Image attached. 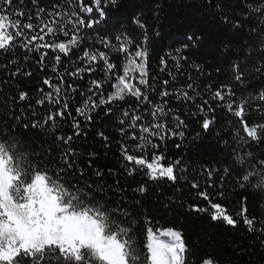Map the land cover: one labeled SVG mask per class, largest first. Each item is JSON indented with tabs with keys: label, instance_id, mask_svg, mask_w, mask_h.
<instances>
[{
	"label": "trees",
	"instance_id": "16d2710c",
	"mask_svg": "<svg viewBox=\"0 0 264 264\" xmlns=\"http://www.w3.org/2000/svg\"><path fill=\"white\" fill-rule=\"evenodd\" d=\"M53 2L62 0H38V6L51 10L50 5ZM261 2L264 0H115V3L102 0L101 10L104 16L101 18L94 0H86V3L94 8V12L85 13L83 16L98 19L99 23L91 29L83 28L79 33H73L69 25L68 36L58 32L55 37L45 38L48 43H67L73 34H77L81 39L76 45L70 46L68 55L47 49L43 50L48 52L47 57L40 62V53H26L19 47L8 54V59L17 60L21 74L7 84L0 83V88L3 89L0 102L4 100L5 95L18 98L19 91H25L29 94L28 99L19 102L17 111L22 108L30 119L42 120L48 111L54 110V106L50 107L47 103L43 106L35 103L36 99L41 97L39 89L50 91L48 86L43 84V80L51 78L53 82L59 83L63 78L60 95L68 99L69 109L64 119L56 120L55 134L73 136L78 165L85 171L82 179L91 180L93 183L103 182L109 189V204L115 207L119 202L122 208L131 212L132 216L128 219L135 218L137 221V239L142 250L146 251L144 245L148 227H152L157 234L161 230L173 228L182 232L190 250L189 264H201L202 259L206 257L211 258L214 264H264V247L261 246L258 234L247 230L242 222L237 227H231L220 221H212L210 204L198 195L199 191H206L212 202L225 206L228 213L237 219L239 217H235V213L246 203L251 215L257 218L254 228H259V220L264 219V192L252 191L251 187L241 188L235 172L230 175L223 172L224 168L231 165V157L224 141H229V147L237 148L240 147L236 144L237 135L250 141L243 132L240 118L228 111V100L235 101V110L242 99L264 91V72L255 71L261 63L258 57L264 56V53L258 51L262 42L255 30L264 25V18L255 14L249 18L251 9ZM21 9L25 12L22 18L24 22H27L29 12L34 17L33 23L36 22V7L32 5L31 0H23V3L21 0H13L12 7L8 9V12L12 13V19L17 18L15 12ZM140 24L144 27L141 28ZM117 36L122 39L116 40ZM188 37L192 39L189 40ZM105 38L116 47L130 38L133 43L129 46V54L134 55L137 46L146 52L147 78L152 88L141 86L142 90L148 92L152 104H161L166 100L165 107L170 109V115L184 121V125L179 129L184 132L183 137L168 135L163 140L153 137V143L158 145L156 149L132 153L146 156L149 162L153 154L163 155L165 160L161 163L165 165L181 160V166L186 167L187 172L175 183L167 180L151 181L145 174L146 168L142 172L129 175L125 167L127 162L121 154V144H126L131 149L139 140L128 139L132 129L127 126L125 131L128 135H121L120 119L125 110L130 114L134 110L140 114L139 110L146 106L142 100L138 101L126 94L123 100H115L91 111V120L87 122L76 112V108L82 106L81 93L85 99L89 95L90 81L104 79L102 62L93 64L95 72L86 71L79 76L69 75L78 66L86 67V58L82 59L84 50L107 51L110 62L116 65L113 79L105 83V98L115 92L112 87V84L118 82L115 75L122 74V68L127 66L128 54L116 52L115 47L111 50L105 49L104 45L99 43ZM56 55L61 56L59 63L55 61ZM8 59L6 54L0 52V81L5 78L3 66L8 63ZM162 60L166 62V66L161 63ZM236 64L244 71L243 82L234 79L236 69L233 66ZM16 67L17 65H10L9 70L14 71ZM53 68L56 69L55 73ZM28 72L31 73L30 76L26 74ZM164 80H168L169 84L163 85ZM132 82L137 83L136 80ZM67 84H75L77 91H68ZM188 84H192L195 91L189 89ZM208 85H211V89L206 87ZM222 85L231 87L235 95L228 96L227 89L222 88ZM165 87L171 95L162 98L159 93ZM216 90L225 93V101L213 100L212 93ZM66 91L68 96H65ZM184 91L193 99H183L181 93ZM205 100L209 101L207 105L204 104ZM257 104L264 105V102L253 101L251 108L246 106L245 116L248 117L250 126L264 123V112L255 110ZM198 105L203 107V111L198 109ZM108 108L112 111L106 113ZM32 109L37 113L35 117L30 115ZM143 115L147 117L148 114ZM205 118L213 120L207 131L202 128ZM73 119L81 123L79 137L75 136L76 130L72 128ZM101 132L107 139L99 135ZM53 134L51 125L45 129L21 128L18 132L25 147L30 151L38 152L43 144L45 149L51 146L52 155L58 156L60 149L52 143ZM251 143L253 154L264 157V142ZM247 150L245 148L241 154ZM36 158L44 157L41 154L40 157H34ZM205 167L218 168L220 171H214L212 179L209 180L204 173ZM97 170L103 173L102 178L95 176ZM176 171L180 173V168ZM76 174L78 176L79 172ZM193 181L198 183V188H192ZM141 184L146 186V192L133 191ZM245 197L246 201L243 199ZM191 205L207 208L208 212L192 211ZM117 219L125 218L117 215Z\"/></svg>",
	"mask_w": 264,
	"mask_h": 264
},
{
	"label": "snow or ice",
	"instance_id": "6c2138e0",
	"mask_svg": "<svg viewBox=\"0 0 264 264\" xmlns=\"http://www.w3.org/2000/svg\"><path fill=\"white\" fill-rule=\"evenodd\" d=\"M111 2L115 3V0ZM31 3L36 7L35 23H33L34 17L31 12L27 15V22H24L23 9L16 11L17 18L12 19V13H9L8 9L12 7L13 0H0V52L6 54V59L8 54L14 52L17 47L24 49L26 53H40V62H43L48 55V52L43 50L53 49L68 55L70 46L76 45L81 37L73 34L67 43H48L45 42L46 36L55 37L58 32L68 36L69 25L73 33H79L81 29H91L99 23L98 19L83 16L85 13L94 12V8L88 5L86 0L53 2L50 5L51 10L39 7L38 0H31ZM94 4L99 10V17L102 18L104 16L101 10L102 0H94ZM252 14L264 18V2L251 9L249 18ZM225 19L227 21V18ZM137 23L139 24V21ZM140 27L143 28L144 25L140 24ZM261 29H264V25L258 26L255 32L262 42L258 51L264 53V31ZM115 39L119 41L122 38L117 36ZM188 39L191 40L192 37ZM99 43L104 45L105 49L111 50L115 47L116 52L128 54L127 66L122 68V74L115 75L118 81L112 84L115 92L108 94L105 98L103 89L105 83L113 79L112 74L116 65L110 62L107 51L84 50L82 59L86 58V67L78 66L69 75L79 76L86 71L95 72L93 64L102 62L104 79L90 81L89 95L85 99L81 93L82 106L76 108L77 114L87 122L91 120L89 114L91 111L115 100H123L126 94H130L138 101L142 100L146 106L139 110L140 114H137L135 110L131 114L125 110L120 119L121 135H128L125 131L127 126L132 129L128 139L139 140V143L131 149L128 145L121 144V154L127 162L125 167L129 175L142 172L146 168L145 174L151 181L177 182L182 174L187 172V168L181 166V160L165 165L161 163L165 160L163 155L153 154L149 162L144 155L132 154L156 149L158 145L153 143V137L163 140L168 135L184 136V132L179 130L184 125V121L170 115V109L165 107L167 101L152 104L148 92L142 90L141 86L152 88L147 78L146 52L137 46L134 55L129 54V46L133 43L130 38L120 43L118 47L113 46L107 38L100 40ZM249 50L251 51V46ZM258 59L261 63L255 71L262 73L264 72V56ZM55 61L59 63L61 56L56 55ZM161 63L166 66L164 60ZM10 65H17V67L14 71H10ZM3 67L5 78L0 81L2 84L9 83L12 78L21 74V68L15 59H8V63ZM233 67L236 69L235 81L243 82L244 71L238 64ZM55 71L56 69L53 68L54 73ZM26 74L31 75L30 72ZM133 80L137 83H133ZM43 84L48 86L50 91L45 92L44 89H39L41 97L37 98L35 103L40 106L47 103L50 107L54 106V110L48 111L42 120L30 119L22 108L17 111L19 102L28 99L29 94L25 91H19L18 98L5 95L4 100L0 102V264H189L190 250L181 231L167 228L157 234L152 227H148L144 245L146 251L142 250L137 239V221L135 218L128 219L132 216L131 212L122 208L119 202L115 207L109 204V189L103 182L93 183L91 180L82 179L85 171L78 165V153L73 147V136L65 137L55 134L56 120L64 119L69 109L68 99L60 95L64 80L61 78L59 83H55L51 78H45ZM168 84V80L163 81V85ZM187 87L195 91L192 84H188ZM206 87L211 89V85ZM221 87L227 89L228 96L235 95L234 90L228 85ZM67 89L70 92H76L77 86L67 84ZM68 91L65 92V96H68ZM0 93H3L2 88ZM159 95L165 98L171 93L165 87ZM181 95L185 100L193 99L187 91L182 92ZM212 98L214 101L223 102L226 95L223 91L216 90L212 93ZM253 101L264 102V91L242 99L235 110L233 109L234 100H228L226 107L235 117L240 118L243 132L251 142H264V123L250 126L247 122L248 117L245 116L246 106L251 108ZM208 103V100L204 101L205 105ZM149 104L152 106L147 107ZM197 107L203 111L202 106ZM255 110L264 112V105L257 104ZM111 111L112 109L108 108L106 113ZM143 113H147V117ZM30 115L35 117L37 113L32 109ZM173 121H175L174 125ZM212 123L213 120L205 118L202 128L207 131ZM49 125L54 132L51 138L52 143L60 149L58 156L52 155L51 146L45 149L43 144L40 145L38 152L30 151L18 135L21 128L24 130L45 129ZM72 128L76 130L75 136L79 137L81 123L73 119ZM99 135L104 137L102 132ZM250 141L244 136L237 135L236 144L240 146L239 148L229 147V141H224L231 157V165L224 168L223 172L226 175L235 172L238 178L237 183L241 188L251 187L252 191L264 192V157L253 154L251 151L253 144ZM245 148L248 150L241 154ZM41 154L44 158L34 159ZM178 167L180 173L176 171ZM214 171L219 172L220 169L204 168V173L209 180L212 179ZM95 176L102 178L103 173L97 170ZM223 179L224 176L221 177L222 181ZM198 187V183L193 181L192 188ZM146 190V186L141 184L133 191L144 193ZM121 191L124 190L121 189ZM198 195L210 204L212 221H220L231 227H237L242 222L247 230L258 234L261 238V246L264 247V219L259 220V228H254L257 218L251 215L246 203L235 213V217H239L237 219L228 213L225 206L212 202L206 191H199ZM220 195L222 196L223 193L221 192ZM243 199L246 201L247 197ZM190 210L208 212L207 208H201L198 205H191ZM117 215L125 219H117ZM147 223L151 222L147 221ZM201 264H214V262L206 257L202 259Z\"/></svg>",
	"mask_w": 264,
	"mask_h": 264
},
{
	"label": "rangeland",
	"instance_id": "374dc122",
	"mask_svg": "<svg viewBox=\"0 0 264 264\" xmlns=\"http://www.w3.org/2000/svg\"><path fill=\"white\" fill-rule=\"evenodd\" d=\"M159 234V233H158ZM161 238H163V237H161Z\"/></svg>",
	"mask_w": 264,
	"mask_h": 264
}]
</instances>
